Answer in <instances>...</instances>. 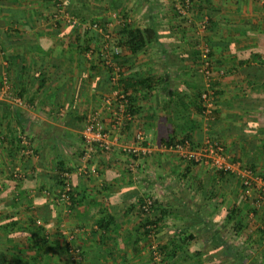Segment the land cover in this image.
Returning a JSON list of instances; mask_svg holds the SVG:
<instances>
[{
  "label": "crops",
  "instance_id": "crops-1",
  "mask_svg": "<svg viewBox=\"0 0 264 264\" xmlns=\"http://www.w3.org/2000/svg\"><path fill=\"white\" fill-rule=\"evenodd\" d=\"M205 1L193 7L192 18L183 19L175 0H112L109 9L102 2L101 10L121 9L133 27H152L158 37L143 53L124 51L118 57L121 82L110 78L97 45L84 52L73 25L52 23L50 2L0 0V88L7 77L9 93L26 106L0 101L21 111L22 117L10 121L26 127L35 150L20 156L12 144L0 143V264H154L153 241L142 230L139 209L147 196L155 198L157 214L163 213L156 241L168 253L165 264H219L205 254L194 256L211 247L213 221L216 231L250 253L233 264H264L262 216L239 214L238 234L226 219L234 205L242 209L240 184L219 181L211 167L192 164L162 144L187 136L199 148L215 137L231 156L256 157L252 161L264 172V87L254 83L257 76L264 83V67L252 61V55H264V0ZM203 13L212 20L202 34ZM201 38L213 45L216 68L223 63L211 117L198 110L204 86L197 69ZM249 59L251 64L244 63ZM122 94L130 100L132 118L116 125ZM91 113L104 124L112 150L97 151L91 162L95 171L85 176L75 170ZM2 123L5 128L6 120ZM139 131L152 153L131 157L122 149ZM12 166L22 169V179L12 175ZM66 169L74 172L70 210L57 199ZM205 220L211 227L204 230ZM180 229L189 231L181 235ZM191 233L196 239L187 245H172ZM68 246L80 249L81 260L71 257Z\"/></svg>",
  "mask_w": 264,
  "mask_h": 264
},
{
  "label": "built area",
  "instance_id": "built-area-1",
  "mask_svg": "<svg viewBox=\"0 0 264 264\" xmlns=\"http://www.w3.org/2000/svg\"><path fill=\"white\" fill-rule=\"evenodd\" d=\"M181 1V0H180ZM185 3H182L177 6V10L179 14L183 16L188 15L187 8L190 6V0L184 1ZM57 10L59 11L54 15L55 21H65L68 24L71 25H83L85 28H89L92 31H94L96 34L99 35L101 41H102V59L104 60L105 65L107 68L111 69V78L113 81H118L120 78V69L117 66L114 56L123 54V47L118 45V43L115 42L116 36L112 34L111 26L112 23H102V22H87V23H80L77 19H74L72 16L66 12V9L64 6L59 3L57 6ZM120 10H113L110 11L109 20H115L117 21V27H121L125 22H130L129 18H124L123 14H120ZM120 14V15H119ZM112 22V21H111ZM207 25V19L205 18L201 22V28L200 31L204 33L206 30ZM210 55V47L206 43L201 50L200 54V63L202 65L201 72L204 76V84L205 88L203 92L201 93V100L204 103L205 111L204 114L207 117H211L214 110H215V87H214V75L215 70L212 65L211 57ZM9 79L7 77L3 78V86L0 88V99L3 98L2 96L5 93L10 92L9 87ZM119 108L115 113V123L116 125L122 124L125 120H130L132 118V114L129 111V102L125 95H120L119 97ZM15 106L17 107H25L26 102L22 98L11 96V99ZM109 101H112V99H109ZM83 140H84V148L82 149V154L80 156L79 165L76 168V173L79 175H85L88 176L90 172H94L95 169L93 168L91 162L94 154L97 151H103V152H111L112 150V144L108 139L105 126L101 122L99 116L97 113H91L87 116L85 128L83 130ZM18 139L20 142V154L21 156H31L34 154V149L32 147V142L30 139L29 134L22 133L19 131L18 133ZM146 136L143 131H139L135 134L132 142L129 145L123 146V152L131 157L139 158L141 154H150L152 153L151 148L146 143ZM163 148L175 151L180 154L181 157H183L186 160H194L195 162H198L200 164L211 166L212 168L216 169H223V170H231L235 172H239L244 176V185H246L249 189H252L250 186L252 183L257 184V188H255L258 198L260 199L256 206H259V204H262L264 202V178L262 177H256L252 174L249 170H244L241 168L240 164H234L229 159V156H227L223 144L219 143L216 139L209 138L204 141L202 146H200L198 149H192L190 146L189 141H185L184 143L176 142L171 145L163 144ZM74 172L70 170H63L61 172V190L59 191V194L57 195V199L59 202L63 203V205L66 207V209H69L73 205V200L75 196L72 177ZM12 175L16 179H22L24 177V173L22 172L20 167L14 168L12 171ZM262 202V203H261ZM156 200L155 198L151 196H147L144 198L143 203H141L140 209L141 213L144 215L145 219L146 217L152 221V215L154 214V208L156 207ZM253 216L254 214L251 213ZM144 223L145 226L143 228V231L147 232V237L153 241L151 244V258L152 261L155 262V264H164L163 263V257L162 252L159 249V243L156 241L157 236V225L153 222ZM68 251L71 255V257L75 261H79L82 258V253L78 247H71L68 246Z\"/></svg>",
  "mask_w": 264,
  "mask_h": 264
},
{
  "label": "trees",
  "instance_id": "trees-1",
  "mask_svg": "<svg viewBox=\"0 0 264 264\" xmlns=\"http://www.w3.org/2000/svg\"><path fill=\"white\" fill-rule=\"evenodd\" d=\"M46 1L52 2V4L56 7L58 6L59 3H61L64 6V8L66 9V12H68V14L70 16H72L74 19H77L78 22H80V23H87V22L94 23L97 21L103 23L102 20H104V18H100V14L105 13L106 9H109L111 5H112L111 6L112 8L114 6V4H112V0H99L98 2H100V3H97V0H46ZM184 1H186V0H181L182 3H185ZM209 1L210 0H206L205 2L208 3ZM102 2L107 3L106 9L103 8L101 10L100 6H101ZM199 2H202V0H190V6H189V8H187V10L193 11L194 10L193 7L195 5H198ZM116 9L121 10L118 8H116ZM205 14L206 13H204V15ZM123 16L125 19L128 18L126 13H124ZM180 16L182 19L185 18V16H183V15H180ZM206 19H207V25H206V30H207V29H209V27L211 25L212 19L210 18V16H208V14L206 16ZM58 24H60V21L58 22ZM73 28L75 29L74 31L79 32V34H80V36H79V39H80L79 48L82 46V50H84V52H87V51H90L91 49H93V48H91L92 45H94V46L97 45V55H102V51H101L102 41H101L98 34H96L94 31H92L89 28L83 27V25H80V24L73 25ZM117 35H119L118 45L123 47V49L127 55H139V54L143 53L146 50V48L153 41H155L158 38L157 33H156L154 28H152V27H143V28L133 27L129 22H125L121 27H118ZM199 44H200V42L198 41L196 43L197 48L200 46ZM207 44L210 47V55L209 56L211 57V59H213V45L211 43H207ZM8 46H10L9 43H7V47ZM91 52L93 54L95 51H91ZM198 52L199 51L197 50V53ZM120 55H124V54H119L117 56L116 55L114 56V60L116 63H118V57H120ZM198 55H200V54L198 53ZM198 57H200V56H198ZM100 58H101L102 63L105 64L102 57H100ZM252 61H257L260 66L264 67V55H252ZM244 63L251 64V60L250 59L246 60V61H244ZM217 64L220 66V69H217L216 67L214 68V70H215L214 71L215 72L214 79L215 80H214L213 84H214L215 88L217 87L218 81L221 78H223V75H224L223 63L217 62ZM215 66H216V64H215ZM110 71H111V69H110ZM110 71H109V76L111 78V72ZM262 78L263 77H260V76L254 77V83L255 84L258 83L261 87H264V83H262L263 82ZM120 81H121V77H120ZM204 88H205V84L203 87H201L200 92H199V97H198V104H199L198 110L203 115H205L204 114L205 106H204L203 101L201 100V93L203 92ZM19 94L21 95V92ZM215 97H216L215 98V100H216L215 104H217V98H218L217 89H215ZM128 101H130V100H128ZM129 109L132 111L131 105L129 106ZM214 112H215V110H214ZM214 112H213V114H214ZM13 117H15L16 119L22 117L21 111L20 110L13 111V109H10L9 104H6L5 102L0 101V129L3 128L2 122H5V120H6L5 128H3L5 132L3 134H1V130H0V143L8 142L7 144H9V145L12 144L11 151L15 150V151H17L16 153L20 154L21 147H20V142L18 139V133H19V131L22 133H26V127L24 125H21L20 123L17 124L20 128L14 127V123L12 121H10V119H12ZM213 139H216L217 141H219V139H217L215 137H213ZM185 141H189L192 149H198V147L195 146L194 143L191 141V138L187 137V136L182 137V138H176V137L172 136L171 138L164 140L162 142V144L171 145V144H174L176 142L184 143ZM219 143H222V142L219 141ZM222 144H223V147H224V150H225L227 156H229V158H230L229 160L232 163L240 164L241 168H243L244 170L251 171L252 174L255 175L256 177L264 178V172L259 171L255 161H252V159L255 160L256 157H251L252 159L250 158L249 161H246V160H243L242 158H240L239 156H236V155L231 156L230 154H228V151H227L224 143H222ZM188 161L192 164H200L198 162H195L194 160H188ZM212 169L215 170V172L217 174V179L219 181H223V182L230 183V184H233L235 182L240 184V190H241L242 195H243L244 204L242 206V209L240 207H238L237 205H234L233 207H231L227 211L228 213L226 215V219L228 221V224L233 222L234 223L233 231L235 233L237 232V234H238V232L242 231V229H243L242 228L243 227L242 221L237 219L239 217V214H241L244 211H247L249 213L256 214L257 216L261 215L262 216V227H260L259 233H260V237H261L260 240L262 242V246H264V202L263 203L261 202L262 204H259V206H256L257 202L260 200L258 198L257 192L255 191L256 190L255 188H257V184L252 183L250 186L252 189H249L246 185L243 184L245 178L241 173L231 171V170H223V169H216V168H212ZM59 182L61 183V180ZM252 190H253V192L250 193ZM249 194H251V195H249ZM211 197H214V194L211 193ZM143 200L144 199H142L140 201L139 209H140L141 203H143ZM154 210L155 211H154V214L152 215V221L149 219V217L148 218L146 217L144 223H148L150 221L155 223L157 225V229H158L157 234H158L160 222H161V216L163 213L161 210L160 214L158 215L156 212L157 207H155ZM140 212H141V209H140ZM206 222L207 221L205 220L204 221V223H205L204 230H205V228L211 227V226L207 225ZM225 222H226V220H225ZM144 223L142 226V230L145 226ZM7 225H10V222L7 223ZM212 225H214L213 227H211L212 231H213V235L211 238L212 245L210 248H207V250H205V251L202 250V251L195 252L194 256L196 258H198L199 256H203L205 254L206 259H211L213 262L217 261V263H219V264H223V263L225 264L228 262H232V264H233L234 262L236 263L237 261H239V262L242 261L243 259H245L246 256H248L250 254V253L238 250L233 242H230L228 240V238H225L224 235H221L222 233H220L219 231H216L215 229H217V226H218L217 222L213 221ZM185 230L189 231V229H180L179 234L182 235L183 233H186ZM143 232L147 236L148 231L146 230ZM181 235H179L174 240L173 243L171 242L173 246L178 245V243L183 244V245H187L191 240L196 239V235L193 233H191L190 235H187L185 237H182ZM248 245H251V247L252 246L255 247V243H253V241H250ZM159 249L162 252L163 263L165 264V257L167 256L168 253L165 251V248H163L160 244H159ZM174 249H176V248L174 247ZM175 252L176 251H173L171 253V255ZM262 257L264 258V252L262 253ZM153 263L155 264V262H153Z\"/></svg>",
  "mask_w": 264,
  "mask_h": 264
},
{
  "label": "rangeland",
  "instance_id": "rangeland-1",
  "mask_svg": "<svg viewBox=\"0 0 264 264\" xmlns=\"http://www.w3.org/2000/svg\"><path fill=\"white\" fill-rule=\"evenodd\" d=\"M176 2H175V4H177L176 6H178V5H180L181 4V1L180 0H175ZM254 2L256 1V0H253ZM50 4H51V6H52V12H51V21H52V23L53 24H55V23H58L57 21H55L54 20V15L56 14V13H58L59 11L57 10V7L56 6H54L53 4H52V2H50ZM262 4V3H261ZM120 12V14H124L125 12H123V11H119ZM192 10L191 11H188V15H187V17H189V16H191L192 15ZM119 14V15H120ZM205 15H204V13H203V17H202V19L200 20V22H199V30H200V28H201V22L205 19V17H204ZM101 17H103L104 18V20H102L104 23H107V21L109 22V23H112V26L110 27L111 28V31L110 32H112V34L113 35H117V33H116V31H117V29H118V27H117V21H115V20H109V18H111V16H110V12H105V13H102V15H101ZM186 17V16H185ZM129 18V21L130 22H132L133 23V20H132V18L131 17H128ZM191 18H192V16H191ZM63 21V20H62ZM112 21V22H111ZM129 22V23H130ZM64 23V22H63ZM203 34V33H202ZM206 39H204V38H201V41H200V46L198 47V53L199 54H201V50H202V47L206 44V43H208V42H206L205 41ZM199 60H200V57H199ZM211 61H212V65H213V67L215 68L216 66H215V62H214V60L213 59H211ZM198 65V67H197V69H198V72L200 73V75H202V78H203V82H204V76H203V74H202V72H201V69H202V65H201V63H200V61H199V63L197 64ZM11 96H12V94H10L9 92L8 93H5L2 97H3V99H5V98H7V99H11ZM20 156H21V154H19ZM0 164H1V151H0ZM0 167H1V165H0ZM16 167H19V166H16ZM15 166H12L11 167V172L14 170V168H16ZM209 167H211V166H209ZM22 170V169H21ZM9 171V173H11ZM23 172V171H22Z\"/></svg>",
  "mask_w": 264,
  "mask_h": 264
}]
</instances>
